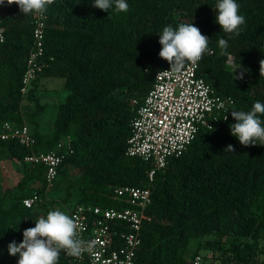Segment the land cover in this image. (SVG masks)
I'll use <instances>...</instances> for the list:
<instances>
[{
	"label": "trees",
	"instance_id": "1",
	"mask_svg": "<svg viewBox=\"0 0 264 264\" xmlns=\"http://www.w3.org/2000/svg\"><path fill=\"white\" fill-rule=\"evenodd\" d=\"M93 2L55 0L48 6L44 28L47 66L26 96H21L19 89L32 47V14L23 15L7 0L0 5L4 13L0 23L4 29L0 132L4 122L23 123L20 109L26 101L33 109L25 121L32 126L35 139L31 150L15 140H0V158L7 154L25 168L17 183L24 193L8 206L6 197H0V243L15 235L22 240L23 231L58 204L56 200L48 202L47 196L66 181L75 180L66 185L61 200L67 203L74 198L73 207H116L113 193L123 186L151 190V218L141 228L136 264H186L185 250L207 237L216 239L208 244L221 248L224 259L254 264V243L264 237V145H241L230 134L229 125L235 123L231 111H249L256 101L264 103V76L259 73V62L264 60V0H237L246 20L238 36L224 33L215 22L218 0H126L129 10L121 13L114 7L107 13L93 7ZM192 22L210 38L213 52L204 54L197 74L215 95L230 97L234 105L226 121L200 131L187 151L170 159L165 170L157 172L147 185L149 165L125 155L130 125L135 108L153 86L155 73L170 69L159 57V34L165 26L176 28ZM219 38L228 41L230 63L229 56L220 55ZM240 66L233 74L234 67ZM245 69L243 79H234ZM48 77L63 79L65 96L56 106L51 129L44 134L38 130L37 119L46 107L37 89L39 80ZM67 137L70 153L49 189L43 165L28 164L24 158L30 152L55 149ZM229 144L235 152L225 150ZM32 196L37 198L34 206L24 208L22 199ZM232 237L235 241L228 255L222 246ZM58 264L77 263L62 253Z\"/></svg>",
	"mask_w": 264,
	"mask_h": 264
},
{
	"label": "built area",
	"instance_id": "2",
	"mask_svg": "<svg viewBox=\"0 0 264 264\" xmlns=\"http://www.w3.org/2000/svg\"><path fill=\"white\" fill-rule=\"evenodd\" d=\"M32 47L25 62L19 89L26 96L31 84L46 68L44 54L45 14H32ZM2 19H0L1 23ZM0 36L4 29L0 26ZM0 42V45L3 43ZM202 60V59H201ZM200 60V61H201ZM187 63L178 73L154 75L153 86L143 102L135 108L126 141L125 155L147 163L146 183L150 185L157 172H163L172 158L182 156L202 130H212L224 120L234 105L230 97L215 95L212 88L197 74L199 63ZM232 61L228 57L227 63ZM137 105L136 101L132 102ZM222 105V107H221ZM0 140H15L31 150L35 139L27 124L15 125L4 122ZM67 137L55 149L47 152H30L24 162L39 164L45 168L44 179L47 188L51 187L58 176L64 157L69 154ZM65 145L68 147L65 150ZM70 151V150H69ZM113 199L116 207L78 205L68 214L81 225V236L95 243L90 253L82 258L68 257L77 264H136V254L141 246V228L150 221L148 213L152 204L151 190L148 187L123 186L116 188ZM36 196L22 199V205L31 209ZM123 205V206H122ZM35 225H31L34 227ZM186 264H205L202 256L193 253Z\"/></svg>",
	"mask_w": 264,
	"mask_h": 264
},
{
	"label": "clouds",
	"instance_id": "3",
	"mask_svg": "<svg viewBox=\"0 0 264 264\" xmlns=\"http://www.w3.org/2000/svg\"><path fill=\"white\" fill-rule=\"evenodd\" d=\"M5 0H0L3 5ZM55 0H7L8 5L16 4L23 15H44L48 6ZM92 6L108 13L114 7L116 13L127 12L129 5L126 0H94ZM215 22L226 34L238 36L241 26L246 23L245 17L240 14V5L237 0H218L215 5ZM0 42L3 37L0 36ZM210 38L203 35L198 27L192 23H181L176 28L165 26L159 34V44L162 46L159 57L166 60L170 70L161 71L162 75L178 73L187 63L196 64L205 53L211 55L209 48ZM220 55L230 56L226 51L228 41L219 38L217 41ZM237 68L234 67L233 74ZM242 70L234 79H243ZM260 77L264 76V60L259 62ZM222 107V105H221ZM235 123L229 125L231 135L245 147L264 145V103L256 101L249 111H231ZM225 116L224 120H227ZM225 150L235 152L229 144ZM81 225L77 219L61 210H50L46 215L35 220V226L23 231L20 243L12 241L8 244V254L18 256L17 264H58L61 254L69 257L82 258L85 253L92 252L95 243L86 241L81 236Z\"/></svg>",
	"mask_w": 264,
	"mask_h": 264
},
{
	"label": "rangeland",
	"instance_id": "4",
	"mask_svg": "<svg viewBox=\"0 0 264 264\" xmlns=\"http://www.w3.org/2000/svg\"><path fill=\"white\" fill-rule=\"evenodd\" d=\"M4 13L0 6V19H3ZM63 79L56 77L42 78L38 82L37 95L43 105L46 107V112L37 119L39 125V132L47 133L51 129V125L56 113L57 104L64 99L65 93L62 90ZM32 105L24 101L20 113L22 122L27 124L29 129L32 126L25 121V115L31 112ZM24 119V120H23ZM25 175L24 165L15 159L9 158L7 154H3L0 158V197L5 196V205L8 206L12 199H16L24 193L17 187L18 181ZM56 181V180H55ZM54 183L49 189L54 187ZM75 180L66 181L63 186L58 187L53 193L47 196V201H58L57 205H53L51 210H61L66 212L74 205V198L67 203H61V200L65 198V187L70 183H74ZM46 214H40V216ZM16 233L20 231V226L16 227ZM12 241L20 243L22 240L18 235L11 236L8 239L0 243V264H17L18 256H10L8 254V244ZM216 239L213 237H207L203 240H196L192 242L187 250L184 252V256L188 258L193 253L200 254L204 260L210 264H234L230 258H225L222 255V249L217 248L216 244L212 245L208 243H215ZM235 239L229 238L223 242V251L225 254H230L229 247ZM237 241V240H236ZM252 243V241H250ZM255 256L254 264H264V237H261L254 243ZM230 257V256H228Z\"/></svg>",
	"mask_w": 264,
	"mask_h": 264
},
{
	"label": "crops",
	"instance_id": "5",
	"mask_svg": "<svg viewBox=\"0 0 264 264\" xmlns=\"http://www.w3.org/2000/svg\"><path fill=\"white\" fill-rule=\"evenodd\" d=\"M72 208H70L69 210H66V213L68 214V212L71 210Z\"/></svg>",
	"mask_w": 264,
	"mask_h": 264
}]
</instances>
